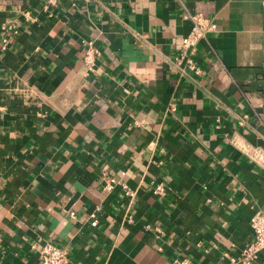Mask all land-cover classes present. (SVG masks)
<instances>
[{
  "label": "crops",
  "instance_id": "crops-1",
  "mask_svg": "<svg viewBox=\"0 0 264 264\" xmlns=\"http://www.w3.org/2000/svg\"><path fill=\"white\" fill-rule=\"evenodd\" d=\"M186 12L217 25L198 73L174 61ZM234 143L264 149V0H0V264H39L42 242L67 264H228L264 214Z\"/></svg>",
  "mask_w": 264,
  "mask_h": 264
},
{
  "label": "built area",
  "instance_id": "built-area-1",
  "mask_svg": "<svg viewBox=\"0 0 264 264\" xmlns=\"http://www.w3.org/2000/svg\"><path fill=\"white\" fill-rule=\"evenodd\" d=\"M73 2L75 3L76 0H73ZM184 17L190 21V28L182 42L180 51L174 57V61L180 68L189 69L198 73L199 67L196 65L194 59L197 44L200 41L206 40L208 33L214 31L217 28V25L211 18L206 17L199 12H186ZM3 29L11 30L14 34L18 33V30L13 25H8ZM3 41L6 43V39H3ZM85 44L87 46L82 54L81 62L83 64V75L89 76L94 71L95 61L99 52L93 47L91 41H86ZM170 110L176 111V106L172 104ZM246 116L247 115H244V117ZM234 144L238 145L249 159L264 168L263 148L252 146L249 143ZM103 188L106 191L119 188L121 192L129 198H132L135 195V191L128 187L125 181H113L105 176L103 177ZM151 191L154 195L159 197L165 196L167 193L163 182H151ZM68 214L71 218H74L76 215L75 211H69ZM90 216L92 218V221H90L91 226H96L98 222L96 216L94 214H91ZM249 225L253 234L252 238L243 245L238 254H222L223 260L228 264H252L257 260L259 253L264 249V214L257 212L251 215L249 218ZM37 252L39 256V264H67L69 261L68 250L50 242H42ZM174 262L176 264H188L189 260L187 258L175 259ZM203 264L211 263L204 262Z\"/></svg>",
  "mask_w": 264,
  "mask_h": 264
}]
</instances>
